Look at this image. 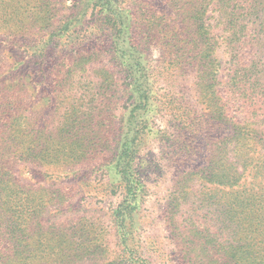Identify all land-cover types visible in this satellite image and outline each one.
I'll use <instances>...</instances> for the list:
<instances>
[{
  "label": "trees",
  "instance_id": "16d2710c",
  "mask_svg": "<svg viewBox=\"0 0 264 264\" xmlns=\"http://www.w3.org/2000/svg\"><path fill=\"white\" fill-rule=\"evenodd\" d=\"M154 1L77 0L66 6L63 0H0V33L9 41L8 51L31 52L50 44L55 33L71 38L80 13L97 15L108 31L114 59L131 80L134 98L126 122L129 129L118 136L114 160L124 197L115 218L126 249L142 229L139 216L147 186L139 156L156 132L168 156L165 161L185 167L168 203L169 220L178 225L184 247L192 230L197 233L207 225L200 244L209 241L211 248L204 251L199 245L203 252H219L223 264H264V0H158L159 6ZM156 40L162 41L159 46ZM223 48L230 51L229 67L218 56ZM154 51L159 53L156 60ZM93 56L88 51L78 57ZM8 60L0 54V264H7V251L14 264H23L18 256L25 243L29 245L27 235L37 238H32L34 264L94 261L100 257L90 252L86 242H94L84 238L88 230H73L71 224L57 221L71 206L67 194L20 177L22 169L32 166L59 173L84 169L89 159L82 150L88 144L82 140L79 114H63L65 121L56 129H39L37 112L27 103L31 83L26 76L14 79L31 66ZM165 83L166 92L158 94V86ZM186 83H194L202 114L189 105L181 108L186 98L193 101L185 94L178 96L179 88H189L183 86ZM155 107L157 114L168 112L175 124L163 131L154 128L146 115ZM216 125L229 134L213 144L210 164L195 170L196 139ZM167 258L164 264H169ZM128 260L156 264L157 257L128 252Z\"/></svg>",
  "mask_w": 264,
  "mask_h": 264
},
{
  "label": "rangeland",
  "instance_id": "374dc122",
  "mask_svg": "<svg viewBox=\"0 0 264 264\" xmlns=\"http://www.w3.org/2000/svg\"><path fill=\"white\" fill-rule=\"evenodd\" d=\"M63 1L66 6H72L77 0ZM153 3L160 5L158 0ZM75 18L78 20L77 25L70 30L73 35L71 38H63L55 33L56 36L50 44L31 52L8 51L9 41L0 33V54L7 60L11 58L9 62L22 60L31 66L22 76L15 75L14 79L26 76L31 83L28 85L31 98L27 103L37 112L36 123L39 129L45 125L56 129L65 121L62 119L63 114L73 115L76 111L79 114L78 125L84 128L82 140L88 144L82 152L87 154L89 160L81 171L59 173L61 170L58 169L32 166L25 170L20 169L21 179L37 187L60 188L71 199L69 210L64 211L65 215H59L57 221L61 224H71L73 230H88L84 238L94 243H86L91 248L90 252L100 257L94 261L87 259V262L80 264H125L123 262L126 260L129 264H137L128 260V252H142L147 257H157L156 264H164L166 257L170 260L169 264H223L219 260V252H203L199 249V245L204 251L211 248L209 241L205 246L200 244L205 242L203 235L209 226H200L197 233L192 230L185 239L189 241V245L184 247V241L177 233L178 225L170 222L168 203L176 185L178 187L185 167L181 162L172 167L165 161L168 156L164 155L163 144L156 132L150 136L139 156L141 171L146 174L147 186L139 216L142 229L130 238V249L125 248L122 230L117 226L115 218L124 197L115 174L114 160L118 136L123 132L125 134L129 129L126 122L134 103L130 93L131 80L126 79L117 65L114 59L116 49L100 18L92 12L88 15L80 13ZM16 40L19 42V38ZM161 42L156 40V46ZM15 47L13 45V48ZM225 49H221L218 56L223 59L224 66L229 67L230 51L225 52ZM88 51L94 53L92 58L78 57L80 54L86 55ZM158 57L159 53L154 51L152 59L156 60ZM153 66L159 67V64L154 62ZM106 72L110 74L105 76ZM193 84H183L189 87L185 92L181 91L183 87L179 88L182 92L179 97L185 94V98L190 96L193 100L186 98L181 108L189 105L202 114L201 105L195 102L198 97L191 87ZM158 88V94H164L167 84H161ZM221 90L224 92L222 85ZM156 112V107L155 111L149 109L146 117L154 121V128L157 130L163 131L175 124L168 112L162 115ZM228 134L224 127L216 125L208 127V131L196 139V161L192 162L195 170H203L210 164L213 144L225 140ZM50 174L54 176L53 182L48 178ZM184 224L185 222L181 226ZM31 228L33 232L36 231V228ZM30 234L32 236V233ZM25 238L29 245L26 242V247L20 250L18 262L34 264L31 254L36 249V241L33 242L32 238H37L35 235L32 238L27 235ZM196 241L199 244L195 248ZM93 246L97 249H92ZM7 252V264H14L11 260L12 252Z\"/></svg>",
  "mask_w": 264,
  "mask_h": 264
}]
</instances>
